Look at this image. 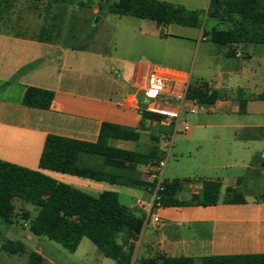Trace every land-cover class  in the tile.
<instances>
[{
    "label": "crops",
    "instance_id": "0c3cea01",
    "mask_svg": "<svg viewBox=\"0 0 264 264\" xmlns=\"http://www.w3.org/2000/svg\"><path fill=\"white\" fill-rule=\"evenodd\" d=\"M35 3L38 8L41 5L45 7L44 15L49 19L47 22L42 15V21L30 29L22 26V32L0 31V160L27 169L39 170V157L47 135L95 142L100 126L105 122L136 129L139 133L136 142L110 139L108 142L110 146L142 153L145 151L136 150V147L143 144L151 148L155 143L153 138H158L153 126L157 124L162 128L170 125L164 116L157 123L143 119L140 115L141 110L150 112L144 96L148 74L156 72L167 79H188L189 84H192L191 74L195 65V61H192L190 71L187 73L180 65L171 66L158 61L153 54L160 53L161 56L173 57V49L167 48L171 46L169 39L193 40V38L171 33L162 37L157 30L152 29V24L144 22L149 20L116 15L119 18L112 26L111 33H114L113 37L117 33V39L113 40L110 50H99L91 47L100 41L95 32H88L89 19L80 21L79 28L74 30L73 15H68L66 21L62 18L59 21L55 20L56 16L62 15L63 10L66 12L65 5L45 1ZM70 8L72 13H77L79 8L90 9L91 14L95 16L93 20L96 26L100 25L104 16L92 7L70 5ZM152 23L157 27L154 22ZM41 29H46L44 36H41ZM159 41L163 43L159 44ZM200 41L208 40L201 35ZM199 45L197 41L195 44L197 51ZM244 46L245 48L237 47L233 57L226 56V48L216 46L214 54L208 56L219 64L216 78L210 81L201 79L193 83L210 84L220 94V99L215 104L221 101L230 105L235 104L234 112L238 114H247L251 103L264 101L255 98L262 94L264 89L258 93H249V90L256 88L263 81L264 70H254V73L252 71L241 85L236 84L230 88L223 85L224 76L243 73L228 70L225 59L252 58L246 51V45ZM28 86L53 92V101L49 109L29 108L22 104L23 93ZM238 92H241V99L246 100L244 113L238 112ZM241 128L242 140H262L264 150V124L244 125ZM189 132L190 128L184 133ZM128 143H132V147H127ZM81 159L91 162V158L87 156ZM124 165L129 168L127 173L123 172L124 174L136 176L150 183L145 164ZM252 168L256 170V166ZM40 171L85 193L93 191L98 195L103 191L116 192L118 200L122 188L128 189L125 190L127 196H138L137 192L130 189L142 190L147 199L143 202L139 201V198L134 199L131 209L138 208L139 215L156 216L161 222L156 225L159 231L158 240L149 239L142 242L140 240L144 232L142 229L135 243L137 256L148 257L156 252L184 257L264 253V202L255 199L264 195V190L253 199H245L243 204L219 202L208 207L192 204L184 207L150 209L149 187L119 186L47 170ZM185 189L188 191L186 196H180ZM200 189L201 185L198 183L185 184L178 198L188 200L191 195L199 193ZM174 209L182 210L176 212ZM185 209L190 212L187 210L185 212ZM192 224L196 225V228L189 238L183 237L180 230L174 234L165 233L171 225H187L190 230Z\"/></svg>",
    "mask_w": 264,
    "mask_h": 264
},
{
    "label": "trees",
    "instance_id": "16d2710c",
    "mask_svg": "<svg viewBox=\"0 0 264 264\" xmlns=\"http://www.w3.org/2000/svg\"><path fill=\"white\" fill-rule=\"evenodd\" d=\"M14 0H4L5 8ZM78 7H96L117 16H131L154 22L160 27L159 35L171 24L199 28L202 37L219 48H226V56H235L238 46L264 45V0H209L206 9L187 8L180 4L160 0H33ZM207 19H213L225 29L212 27L205 30ZM46 29H41L44 36ZM255 98L264 100V92ZM186 101L198 105H214L220 99L219 92L206 82L189 84ZM53 101V92L32 86L26 87L22 104L29 108L47 110ZM246 100L238 92V112H245ZM143 119L159 123L163 116L145 110L140 111ZM110 139L136 142V129L111 123H102L95 142H86L57 135H47L39 157L38 169L31 170L0 160V223L5 227L15 224V202L31 205L37 209L29 220V231L58 243L66 251L76 250L82 238L97 247L101 255L117 264H264V253L207 255L202 257L169 256L156 252L148 257L135 255L138 241L146 222L145 215L118 200L116 192L103 191L91 196L83 191L43 174L40 170L52 171L94 181H104L126 187L153 188V182H145L123 172L129 170L124 163L147 164L159 160L157 149L146 153L129 152L108 144ZM156 142L158 138H153ZM98 157L99 167L79 163L81 156ZM108 168V169H107ZM187 180L162 181L158 193L159 207H184L189 205L208 207L219 202L243 204L245 198L237 187H226V197L219 199L221 183L218 180H199V193L188 200H179L178 195ZM240 184V180L237 181ZM264 202V195L255 198ZM28 219V214H22ZM2 250L21 255L25 245L21 241L6 240ZM43 258L34 251L28 253L30 264H41Z\"/></svg>",
    "mask_w": 264,
    "mask_h": 264
},
{
    "label": "rangeland",
    "instance_id": "374dc122",
    "mask_svg": "<svg viewBox=\"0 0 264 264\" xmlns=\"http://www.w3.org/2000/svg\"><path fill=\"white\" fill-rule=\"evenodd\" d=\"M160 1L181 4L187 8H204L207 7L209 2V0ZM92 8L97 9L95 6ZM65 9L66 12L63 10V16L60 14L55 17L56 21H59L61 18L66 21L68 15H73L74 17H71L72 23H76L73 24L75 30L79 28L78 23L83 22V19H89L88 32H95L99 41L103 40L102 43L96 42V45L91 47L98 48L99 50L105 49L106 51L111 49L113 40L117 39V33L114 37V33H111L112 26L119 17L106 10L99 11L97 9L98 13L104 14V16L100 25L96 26L93 20L95 16L91 14L90 9L79 8L77 13H72L70 5H65ZM44 14H46L45 7L41 5L38 8L37 3L30 0H14L12 1V5L7 8H5L4 0H0V31L13 30L22 32L23 27L30 29L32 26H37L40 20L42 21L41 17ZM43 17H45V22L49 20L47 16L44 15ZM144 22L152 24V29L160 33L159 26L155 27L151 21ZM212 27L225 29L224 26L218 25L216 20L207 19L204 24L205 30H210ZM162 33L166 36L170 33L179 34L189 37V39L191 37L193 40H187L188 38L169 39L168 42L171 46L167 48L173 49L174 56H161L160 53L153 54L158 61L171 66L180 65L187 73L190 71L192 61H195L191 74L192 84L199 82L201 79L210 81L216 78L219 64L215 63L208 56L213 55L217 47L210 41H200L202 35L201 29L171 24L165 27V31ZM197 41L200 43L199 51L195 49ZM84 42L85 40H83ZM162 43L163 41H159V44ZM243 47L245 48V46ZM246 51L252 57L250 60L245 59V57L225 59L227 60L228 70H232L233 72L241 71L243 73L241 75L240 73H232L229 76H224V86L230 88L236 86V84L241 85L245 79H248L247 75L251 74L252 71L254 73V70H264V45H246ZM263 89L264 79L259 83V86L249 90V93H258L263 91ZM235 106V104L230 105L222 101L217 102L213 107L197 105L186 101L177 120L175 131V121L169 127L161 128L155 124L153 127L157 131L158 140L151 148H156L157 157L165 160L161 178L166 181L173 179L187 180L186 182L188 183L186 185L191 183L197 184L196 182L199 180H218L222 185L219 195L220 200L226 197V187H237V192L242 194L245 199H253L262 193L264 190V150L262 140L245 141L240 137L243 135V128L241 126L256 123L264 124V114H259L260 112H264V101L251 103L249 105V113L247 114L234 112ZM191 107H196L198 111L191 113L189 111ZM184 122L190 128L189 133L182 131V124ZM167 137L168 140H166ZM131 145L132 143H128L127 147H132ZM147 148L141 144L136 147V150L145 151L144 153H146L150 150V147ZM81 157H85V155ZM81 157L79 163L82 165L90 167H99L100 165L98 157L88 156V158H91V162H86ZM254 166H256V170L252 168ZM238 180H240V184L237 183ZM121 190L119 191V201L126 207L131 208L136 198H139L141 202L147 199L145 193L140 189H130L133 192H137L138 196H127L125 195V190L128 189L122 188ZM187 192V189H185L180 196L185 197ZM86 193L94 197L97 196L93 191ZM174 210L181 212L179 210L182 209ZM134 211L136 214H140L138 208L134 209ZM24 212L28 214V219L23 218L22 214ZM36 212L37 209L31 205L15 202V224L5 227L0 223V264H30L28 262V253L31 251L36 252L43 258L41 264H117L115 261L103 257L97 247L86 238H82L76 250L70 253L58 243L44 236L32 234L28 228L29 220ZM155 212L154 210L153 213ZM187 212L190 211L187 210ZM156 227L152 222V218H148L144 224V232L140 240L142 242H146L149 239L158 240L159 231ZM195 228L196 225L194 224L191 225L190 230L187 225H171L168 230H165V233L174 234L180 230L183 237L189 238ZM6 240L21 241L25 245V252L21 255L5 252L2 250L1 245ZM195 264L199 263L196 262Z\"/></svg>",
    "mask_w": 264,
    "mask_h": 264
},
{
    "label": "built area",
    "instance_id": "2783aa9c",
    "mask_svg": "<svg viewBox=\"0 0 264 264\" xmlns=\"http://www.w3.org/2000/svg\"><path fill=\"white\" fill-rule=\"evenodd\" d=\"M188 85V79H167L157 74L156 72H151L147 76L146 86L144 89V96L148 101V110L150 112L164 116L165 120L169 125L173 124V122L175 121L174 131L176 130V123L183 109V105L186 102L185 93L188 88ZM164 108H169L172 110H166ZM189 111L191 113H194L196 112V108L191 107ZM187 130L188 127L186 123H183L182 131L186 132ZM166 140H168V137ZM164 166L165 160L162 159H159L156 162H150L145 164V168L147 169V175L151 180L150 182H153L155 184L153 188H150V209H153L154 206H159L158 193L162 190L163 179L161 178V173ZM148 218L151 217L148 215L146 217V221ZM152 222L154 225H158L161 221L158 217L154 216L152 217Z\"/></svg>",
    "mask_w": 264,
    "mask_h": 264
}]
</instances>
